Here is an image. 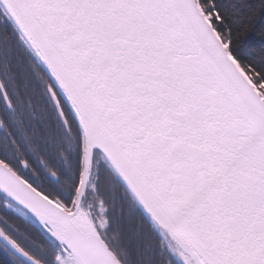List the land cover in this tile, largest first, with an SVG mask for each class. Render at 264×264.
<instances>
[{
  "label": "snow or ice",
  "instance_id": "snow-or-ice-1",
  "mask_svg": "<svg viewBox=\"0 0 264 264\" xmlns=\"http://www.w3.org/2000/svg\"><path fill=\"white\" fill-rule=\"evenodd\" d=\"M0 264H264V0H0Z\"/></svg>",
  "mask_w": 264,
  "mask_h": 264
}]
</instances>
